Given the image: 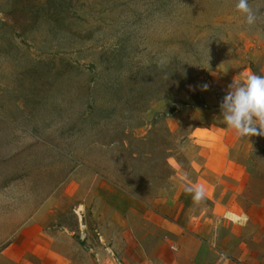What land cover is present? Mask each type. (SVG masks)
Here are the masks:
<instances>
[{
	"label": "rangeland",
	"instance_id": "rangeland-1",
	"mask_svg": "<svg viewBox=\"0 0 264 264\" xmlns=\"http://www.w3.org/2000/svg\"><path fill=\"white\" fill-rule=\"evenodd\" d=\"M248 2L251 26L236 0H0V247L42 218L80 241L97 180L148 207L172 187L205 154L200 86L264 75Z\"/></svg>",
	"mask_w": 264,
	"mask_h": 264
},
{
	"label": "crops",
	"instance_id": "crops-1",
	"mask_svg": "<svg viewBox=\"0 0 264 264\" xmlns=\"http://www.w3.org/2000/svg\"><path fill=\"white\" fill-rule=\"evenodd\" d=\"M215 91H204V105L193 110L190 138L205 154L195 153L187 168L174 165L172 187L152 206L97 180L88 195L94 224L84 226L80 241L36 219L0 247V264H264V137L228 130L224 94ZM182 173L206 186L203 205H193ZM241 210L246 225L224 219Z\"/></svg>",
	"mask_w": 264,
	"mask_h": 264
},
{
	"label": "clouds",
	"instance_id": "clouds-1",
	"mask_svg": "<svg viewBox=\"0 0 264 264\" xmlns=\"http://www.w3.org/2000/svg\"><path fill=\"white\" fill-rule=\"evenodd\" d=\"M235 8L243 15L247 25L256 22L257 17L248 0H236ZM200 87L206 91L209 85L205 83ZM220 109L227 129L238 138L264 137V75L249 70L242 81H233L220 103ZM180 179L184 183V191L191 195L193 205H203L207 198L206 186L191 181L187 173H182ZM224 219L244 226L249 218L241 210L239 213L226 211Z\"/></svg>",
	"mask_w": 264,
	"mask_h": 264
},
{
	"label": "trees",
	"instance_id": "trees-1",
	"mask_svg": "<svg viewBox=\"0 0 264 264\" xmlns=\"http://www.w3.org/2000/svg\"><path fill=\"white\" fill-rule=\"evenodd\" d=\"M165 162H166V159H165ZM166 166L168 167V165H166ZM168 168H170V167H168ZM166 178H168V179H169V178H170V176H168V177H166ZM166 180H167V179H166Z\"/></svg>",
	"mask_w": 264,
	"mask_h": 264
}]
</instances>
